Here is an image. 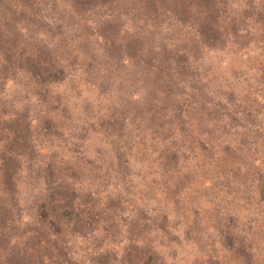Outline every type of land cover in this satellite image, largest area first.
Here are the masks:
<instances>
[{
  "label": "rangeland",
  "instance_id": "1",
  "mask_svg": "<svg viewBox=\"0 0 264 264\" xmlns=\"http://www.w3.org/2000/svg\"><path fill=\"white\" fill-rule=\"evenodd\" d=\"M0 73V264H264V0H0Z\"/></svg>",
  "mask_w": 264,
  "mask_h": 264
},
{
  "label": "trees",
  "instance_id": "2",
  "mask_svg": "<svg viewBox=\"0 0 264 264\" xmlns=\"http://www.w3.org/2000/svg\"><path fill=\"white\" fill-rule=\"evenodd\" d=\"M65 27H66L65 29H68L69 25H65ZM70 29L71 28H69V30ZM60 50H61V48L59 46L56 50V54L54 55V57H52L53 59L48 58V60H46V58L44 56H41V55L36 56L37 61H36L35 65H32L33 66L32 69L27 71L29 73V75L31 76V78H33L34 84H35L37 89L41 90V86H43V84L41 82L42 78L40 79L42 74H45V73L48 74L50 72H53V73L62 72L63 67H61V65L58 64L59 58H62L61 55H58L60 53ZM68 59L69 58L64 59L65 60L64 62L66 63L68 61ZM1 81H2V77L0 76V83H1ZM0 170H2V169H0ZM3 176L6 180L12 178L11 175H8V176L3 175ZM40 208H43V207H40ZM37 212L38 211H36V214L34 215V218H36V221H37ZM26 252L27 251L25 250L24 254H26Z\"/></svg>",
  "mask_w": 264,
  "mask_h": 264
}]
</instances>
